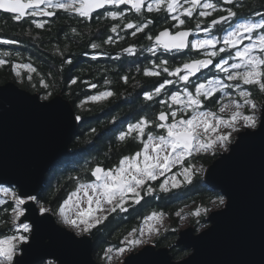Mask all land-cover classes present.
I'll return each instance as SVG.
<instances>
[{
	"label": "snow or ice",
	"instance_id": "6c2138e0",
	"mask_svg": "<svg viewBox=\"0 0 264 264\" xmlns=\"http://www.w3.org/2000/svg\"><path fill=\"white\" fill-rule=\"evenodd\" d=\"M233 3L234 0H151L148 3L146 0H0V11L10 14L17 22L30 20L37 29L45 28L49 23L45 18H52L62 10L85 20L95 14L97 18L103 15L119 21L111 25L110 32L117 34L116 38L120 40L123 37L118 29L131 30L132 37L138 33L145 34L147 45L137 47L132 44L121 48L116 58L122 54H151L153 59L149 66L138 67L136 71H142L145 77L157 78L151 91H142V100L146 106L149 103L160 106L152 116L141 115L128 123L116 136L119 143L138 142L136 151L119 156L111 167H105L99 161L86 165L81 172L87 174V179L80 174L68 177L74 182L73 190L61 198L55 208L51 203H45L39 192L31 194L35 189L27 188L20 180L15 181L20 184L19 191L0 185V194L4 197L0 198V205L8 203L4 211H10L7 220H0V227H7L11 233L0 237V264H26L23 257L15 259L21 250L27 255L35 249L50 247L44 244L42 228L51 224L52 216L56 217L57 224L71 229L77 237L90 236L113 214L134 210L145 197L156 193L175 194L192 184L202 174V167L192 163L194 154L228 152L234 142L233 133L245 129L256 130L259 127L264 134L261 122L264 105L253 99L251 90L264 93V13L255 12L253 17L257 18L239 16L233 7H225ZM127 5L131 6L129 11L134 10L137 14L136 21L128 20L126 12L120 9V6ZM108 6L116 10H110ZM145 8L148 13H165L164 20L168 26L152 34L150 25L154 21L144 16ZM217 11L223 14L213 16ZM194 14L196 23L190 27L188 21ZM209 17L212 18L205 22ZM71 31L76 33L77 30L72 28ZM0 42L18 43L8 39ZM103 43L114 44L116 39L108 35ZM90 47L98 49L102 45L93 42ZM186 53L193 55L176 65H172L170 59L162 58L165 54L174 58ZM100 54L103 53H97ZM9 55V52L3 53V56ZM71 62L70 59L64 61ZM8 63V60L0 59V66ZM12 69L17 79L23 78L20 69H26L29 81L32 80L31 73L37 72L31 63H13ZM205 70L211 75H204ZM78 79L72 78L70 83L74 85ZM120 79L127 83L129 77L124 75ZM85 83L88 88L97 89L95 83ZM110 83L105 79V84ZM40 84L44 89L49 88L43 78ZM169 86L179 87L170 91ZM51 96V91H47L40 99L46 101ZM161 96L164 99H159ZM116 97L111 89L97 90L96 94L82 100L78 107L84 108L89 101L108 102ZM208 104L217 107L212 110ZM74 119L81 121L82 116L76 115ZM117 119L113 117L110 123ZM89 131L96 134L97 129ZM174 168L177 170L173 171ZM154 182L156 186H153ZM62 187L59 185L53 190V200ZM211 204L216 208H226L228 203L224 195H219ZM210 211L208 207H197L191 215L198 218L196 223L203 228L206 225L200 224L199 218L207 217ZM164 215L152 211L144 216L139 226L123 235L118 246L109 245L103 250L102 259L111 262L114 254L123 257L137 247L153 243L161 235ZM180 215V211L176 212V216ZM137 259L129 257L128 264ZM40 261L45 264L43 256ZM46 264L55 262L48 260Z\"/></svg>",
	"mask_w": 264,
	"mask_h": 264
},
{
	"label": "trees",
	"instance_id": "16d2710c",
	"mask_svg": "<svg viewBox=\"0 0 264 264\" xmlns=\"http://www.w3.org/2000/svg\"><path fill=\"white\" fill-rule=\"evenodd\" d=\"M225 7L239 9L237 12L239 16L253 17L255 12L264 13V0L234 1L233 5H225ZM163 14L157 15L155 12H147L148 17L154 20V24L150 25L152 34H155L157 28L165 22ZM220 14L223 13L217 11L213 13V16ZM45 19H48L49 23L45 28L37 29L31 24L30 20L17 22L11 18L10 14L0 11V40L18 41L16 44L0 42V59L9 61L8 64L0 66V83L15 81L31 92L44 94L51 91L54 96L62 92L74 104L76 113L82 116L79 131L73 139L72 151L61 158L56 166L48 172L45 185L40 192L45 203H51V206L55 208L57 202L73 190L74 182L70 181L68 177L80 174L87 179V174L81 172V169L86 165L91 166L99 161L105 167H111L117 163L119 156L136 151L138 142L119 143L116 136L126 128L128 123L134 122L141 115L148 114L152 116V114L159 111L160 106L154 103H149L146 106L142 100V91H151L152 86L157 82V78L145 77L142 71L139 73L136 71L138 67L143 69L149 66V61L153 59L151 54L126 55L119 61L112 57L116 54L115 50L127 47L132 41L142 46L147 45L149 42L146 40L145 34L132 37L130 30H119V35L123 37V40L116 39L114 44H104L103 42L108 35L114 36L115 33L110 32V27L116 21H112L103 15L100 18L95 16L92 22H87L75 15L59 10L53 18ZM72 28L77 30L76 33L71 31ZM93 42L101 44L102 47L92 49L90 44ZM4 52H9L11 55L3 56ZM16 53L20 55L17 56ZM60 53H63V55ZM97 53L103 54L97 55ZM94 56L95 58H93ZM162 58L170 59L172 65L185 60L179 55H175L173 58L165 54ZM68 59L72 62L70 64L64 63ZM13 63H31L37 69V72L31 73L32 80L29 81L27 70L20 69L23 78L17 79L12 69ZM124 75L129 77L127 83L120 79ZM164 75L166 76V74ZM76 77L79 78L78 82L74 85L71 84V79ZM41 78L49 84L48 89L41 86ZM105 79L111 81L117 97L110 98L108 102L93 105L90 109L78 107V103L93 92L85 82L97 84L98 90L100 88L107 89L109 84H105ZM178 87L169 86V89L170 91H176ZM251 90L255 99L261 95V101H264V93H260L257 89ZM216 98L219 99V96L217 95ZM159 99H164V97L161 96ZM213 106L214 104L207 105L209 109L215 110L216 107ZM113 117H118V119L115 123H110ZM91 128L97 129L96 134H90L89 130ZM218 156L219 154H214L206 158H212V161H214ZM200 157L205 156H198V158ZM197 180L198 177L190 184L192 185L191 189L186 192L180 191L182 188L167 199H164V193H156L153 196L145 197L139 205L135 206L134 210L130 209L128 213L113 214L104 225L91 234L95 241L94 257L97 263L103 264L101 259L103 250L109 245L118 246L123 235L127 234L133 227L139 226L143 221V217L150 214V210L156 209L165 213L168 212L170 218H172L176 215V212L187 205L188 201L204 197V203L208 204L214 197L222 195H218L220 191L213 190L203 180L206 193H200ZM59 185H63V187L57 194L56 199L53 200L51 193ZM6 207H8V203L0 207V220L9 218L10 211H4ZM199 219L200 224H207L206 217L202 216ZM176 220L179 223L178 216H176ZM196 220L194 218L192 224L199 232L202 228L196 223ZM179 230V226L177 230L172 232L168 229L157 238L156 243L158 247H171L176 260L183 259L190 253V250L176 247L174 244ZM4 234L11 233L7 227H0V237ZM48 260H44L45 264ZM52 261L57 264L55 260ZM37 264H41V261Z\"/></svg>",
	"mask_w": 264,
	"mask_h": 264
},
{
	"label": "water",
	"instance_id": "95a60500",
	"mask_svg": "<svg viewBox=\"0 0 264 264\" xmlns=\"http://www.w3.org/2000/svg\"><path fill=\"white\" fill-rule=\"evenodd\" d=\"M40 97L15 81L0 83V185L20 190L15 183L20 180L35 189L31 194L42 191L48 172L70 154L80 128L75 106L62 92L46 101ZM261 122L264 127V114ZM204 181L228 204L208 215L210 225L204 230L189 226L178 231L175 246L191 252L176 260L171 247L147 244L121 264H128L129 257L138 258L133 264H264V134L259 127L238 133L229 151L207 166ZM42 234L50 247L27 255L21 250L15 259L37 264L43 256V261L57 264H98L92 235L77 237L57 224L55 216L43 226Z\"/></svg>",
	"mask_w": 264,
	"mask_h": 264
},
{
	"label": "rangeland",
	"instance_id": "374dc122",
	"mask_svg": "<svg viewBox=\"0 0 264 264\" xmlns=\"http://www.w3.org/2000/svg\"><path fill=\"white\" fill-rule=\"evenodd\" d=\"M235 1V0H234ZM258 12H260V11H258ZM251 18H257V17H251ZM19 86H21L19 83H17ZM22 87V86H21ZM37 93H39V92H37ZM45 94V93H44ZM44 94H41L40 93V95L42 96V95H44ZM54 96V94L52 93V96L50 97V98H52ZM219 96V95H218ZM49 98V99H50ZM253 99L258 103V104H264V101L262 100L261 101V95H259V97H256V99L254 98V95H253ZM80 104V102L78 103V105ZM96 104H98V103H92V102H87L86 104H85V106H84V108H81V109H90L93 105H96ZM213 107H217V105H215L214 104V106ZM237 135H238V133H233V137H234V142H235V139L237 138ZM233 142V143H234ZM231 146V145H230ZM230 146H229V149H230ZM221 153H225V152H223V151H217L215 154H221ZM212 155H214L212 152H208V153H201V154H194V157H193V159H192V163L193 164H195L196 166H198V167H202V174H199V176H197L198 177V180H197V184H199V186H200V193H206V190H205V187H204V185H203V182H202V180L204 181V173H205V170H206V168H207V166H209L213 161H212V158H206L207 156H212ZM198 156H205V157H200V158H198ZM177 169L176 168H174L173 169V171H176ZM196 177V178H197ZM161 180L163 179V177H161L160 178ZM195 180V179H194ZM193 180V181H194ZM3 186H7V187H12V188H15L17 191H19L16 187H13V186H8V185H3ZM153 186H156L155 185V182H154V184H153ZM191 187H192V185H188L187 187H184L182 190H180V191H183V192H186V191H188V190H190L191 189ZM177 192H179V190L177 191ZM204 193V194H205ZM219 194H221V193H218V195ZM174 194H164V199H167V198H170L169 196H173ZM153 196V195H152ZM0 198H4L3 196H2V194H0ZM216 197H214V199H215ZM147 199V198H146ZM214 199H212V200H214ZM193 200H195V201H193ZM192 201H188L187 202V205L185 206V207H183L182 209H180L179 211L181 212V215L178 217L179 218V223L177 222V220H176V215L174 216V217H172V218H170V214L168 215L167 213H165L164 211H160V210H150L149 211V213H151L152 211H157V212H162V213H164L165 215H164V217H163V223H162V226H161V234L162 233H164L165 232V230L164 229H169V230H171V232L172 231H175V230H177V228H178V226H179V229H185V228H187V227H189V226H194L193 224H192V221H193V219L195 218V219H198L197 217H195V216H193V215H191V213H193L195 210H196V208L197 207H201V208H203V207H208V208H211V211L209 212V214L211 213V212H213V211H215V210H219V209H222V208H216V207H213L212 206V204H211V201L212 200H210L209 201V203L208 204H205L204 203V197L202 198V197H198L197 199H193ZM174 204H176V203H174ZM204 204V205H203ZM2 205H0V207H1ZM182 210V211H181ZM208 214V215H209ZM208 217V216H207ZM207 217H206V219H207ZM206 222H207V220H206ZM62 225V224H61ZM210 225V223H208L207 222V224H206V227H203L202 228V230H204L205 228H207L208 226ZM62 226H64V225H62ZM65 227V226H64ZM67 228V227H66ZM69 229V228H68ZM71 230V229H70ZM202 230H200V231H202ZM178 238V237H177ZM176 238V239H177ZM157 243V239H155L154 241H153V243H151V244H156ZM157 245V244H156ZM145 245H143V246H140V247H137V248H135L132 252H130V253H126L123 257H119V256H116L115 254L113 255V259H112V261L111 262H106L105 260H103L102 258V261H103V264H121V263H123V261H124V259H125V257L127 256V255H129V254H131V253H133V252H136V251H138V250H140V249H142L143 247H144ZM177 247V246H176ZM191 252V251H190ZM19 253H21V251L19 252ZM18 253V254H19ZM184 257V256H183ZM185 258V257H184Z\"/></svg>",
	"mask_w": 264,
	"mask_h": 264
},
{
	"label": "flooded vegetation",
	"instance_id": "af4514ba",
	"mask_svg": "<svg viewBox=\"0 0 264 264\" xmlns=\"http://www.w3.org/2000/svg\"><path fill=\"white\" fill-rule=\"evenodd\" d=\"M239 1H242V0H235V2H239ZM148 2H151V0H146V3H148ZM109 7V9L110 10H116V9H113V8H111V6H108ZM131 8V6L130 5H127V6H120V9L121 10H124L125 12H126V17H127V19L128 20H132V21H136L137 19H138V16H137V14L134 12V10L133 11H129V9ZM234 10L235 11H237L238 12V10L239 9H237V8H234ZM59 11V10H58ZM100 12H103V10L102 11H100ZM164 15H165V13L163 14V19H164ZM95 14H93V16H92V18L91 19H89V20H86L87 22H92L93 21V19L95 18ZM144 16L145 17H148V15H147V11H146V8L144 9ZM149 19H151L150 17H148ZM81 19H83V18H81ZM201 19H205V18H201ZM211 18L209 17V18H207L206 20H205V22H207V20H210ZM83 20H85V19H83ZM153 20V19H152ZM154 21V20H153ZM119 21H116V23H118ZM195 23H196V14H194V17L191 19V20H189L188 21V26H190V27H194L195 26ZM154 24V23H153ZM166 26H168L167 24H165V22L164 23H162V25L159 27V28H157V30H156V32H158L159 30H161L163 27H166ZM150 29H151V27H150ZM118 31H119V29H118ZM131 31V30H130ZM151 32H152V30H151ZM155 32V33H156ZM218 35H222V33H217ZM139 35H142V34H137V36H139ZM200 35H202V33L200 34ZM116 36H117V34H114V39H117L116 38ZM132 44H134V45H136L137 47H139V46H142V45H140V44H137V43H135L134 41H132L131 43H129V45H132ZM128 45V46H129ZM127 46V47H128ZM117 49V48H116ZM114 52H116V54L115 55H113L112 57H114L115 59H117L116 58V56H117V53L118 52H120V49L118 48L117 50H115ZM126 55H128V54H122L121 56H120V58L119 59H122L123 57H125ZM193 54L192 53H186V54H184V55H179L180 57H182V59H189L191 56H192ZM119 59H118V61H119ZM204 75H211V73H209V72H207V70H205V72L203 73ZM199 75H201V74H199ZM97 85V84H96ZM97 88H98V85H97ZM107 89H111L113 92H114V89L112 88V85H111V83L109 84V86H108V88ZM97 90L98 89H92V93H91V95H94V94H96V92H97ZM100 91H102V90H105L104 88H100L99 89ZM86 99V98H85ZM84 99V100H85ZM83 100V99H82Z\"/></svg>",
	"mask_w": 264,
	"mask_h": 264
}]
</instances>
